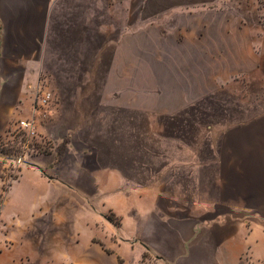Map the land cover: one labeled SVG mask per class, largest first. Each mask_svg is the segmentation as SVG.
Here are the masks:
<instances>
[{
	"label": "rangeland",
	"instance_id": "obj_1",
	"mask_svg": "<svg viewBox=\"0 0 264 264\" xmlns=\"http://www.w3.org/2000/svg\"><path fill=\"white\" fill-rule=\"evenodd\" d=\"M111 10V45L101 34L78 62L50 57L16 107L19 80L0 77V205L16 169L42 158L56 166L51 177L91 194L86 167H119L128 184L173 189L189 188L185 166L201 163L200 180L211 188L248 177L251 157L264 152L263 79L255 71L264 0H111ZM39 85L54 99L19 166V125L31 117Z\"/></svg>",
	"mask_w": 264,
	"mask_h": 264
},
{
	"label": "crops",
	"instance_id": "obj_2",
	"mask_svg": "<svg viewBox=\"0 0 264 264\" xmlns=\"http://www.w3.org/2000/svg\"><path fill=\"white\" fill-rule=\"evenodd\" d=\"M108 1L106 8V0H0V77L19 80L11 106L29 80L42 78L50 57L78 62L101 34L103 46L111 45ZM260 29L255 71L264 92ZM63 147L71 151V142ZM52 164L42 158L21 166L0 205V264H264V152L251 157L248 177L211 188L200 180L201 163L185 166L189 188L173 189L131 185L121 168L98 166L86 167L90 194L51 177Z\"/></svg>",
	"mask_w": 264,
	"mask_h": 264
},
{
	"label": "built area",
	"instance_id": "obj_3",
	"mask_svg": "<svg viewBox=\"0 0 264 264\" xmlns=\"http://www.w3.org/2000/svg\"><path fill=\"white\" fill-rule=\"evenodd\" d=\"M53 99L54 92L52 89L39 85L35 90L32 115L28 120L22 121L19 125L20 130L25 134L26 138L23 154L15 160V163L19 166L26 162V157L29 156L30 145L37 134V122L42 116L49 114V107Z\"/></svg>",
	"mask_w": 264,
	"mask_h": 264
},
{
	"label": "trees",
	"instance_id": "obj_4",
	"mask_svg": "<svg viewBox=\"0 0 264 264\" xmlns=\"http://www.w3.org/2000/svg\"><path fill=\"white\" fill-rule=\"evenodd\" d=\"M67 143H64V145H66ZM65 151V147H63V149L61 150V153H63ZM1 158V157H0ZM2 167V162L0 161V168ZM17 170V174L16 175H12L11 178V182L2 189L4 196L6 197L7 192L9 191V188L11 187L13 181L17 180L19 177V172H20V167L16 169ZM4 197V198H5Z\"/></svg>",
	"mask_w": 264,
	"mask_h": 264
}]
</instances>
